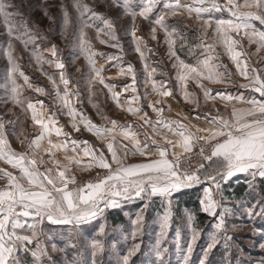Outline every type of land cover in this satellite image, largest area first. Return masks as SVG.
<instances>
[{
  "label": "snow or ice",
  "instance_id": "1",
  "mask_svg": "<svg viewBox=\"0 0 264 264\" xmlns=\"http://www.w3.org/2000/svg\"><path fill=\"white\" fill-rule=\"evenodd\" d=\"M59 7L61 15L58 22L56 17L48 13L47 8L44 14L53 24L58 23L62 37L71 35L73 60L81 55L85 57L88 65L86 84L90 94H95L91 92L92 87L99 83L108 90L118 107H125L120 100L122 93L114 91V84L106 83L102 74L106 69L104 65H97L94 59L96 53L86 32V29H95L97 39L103 32L115 41L110 46L121 48L122 51L116 34L115 20L97 11L86 0H72L71 7L75 11V19L64 3ZM108 7L120 10L116 20L122 15L131 18V29L129 31L126 28L125 35L131 36L135 51L140 54L141 59H144L142 45L147 49V44L143 36L137 35V17L149 21L152 25V40H157L158 29L163 31L168 55L175 57L172 66L177 69L175 78L186 102L197 108L200 106L199 99L187 87L189 80H192L201 89L205 102L219 99L225 107L231 104V111L227 115L219 110L215 114L204 113L205 126L192 132L180 121L166 119L162 115L164 109L149 101L148 107L157 114L155 120L151 119L140 106V96L137 94L126 98L127 110L151 127L153 135L145 132L144 139L140 140L139 133L133 130L131 124L125 126L116 120L108 121L111 127L96 125L73 106L72 97H79L80 93L77 85L69 86L66 65L59 55L57 45L52 43L50 47L41 49L35 42L38 38L47 40V36H38L28 27L12 0H0V20L5 26L7 36L6 41L0 44V55L7 60L0 87L13 104L21 106L26 112L30 110L33 124L39 125L38 134L27 145L28 150L18 152L11 147L8 138L11 134L19 139L15 127L17 121H5L0 117V160L19 171V175H15L0 168V181H5L3 186H0V264H57L49 254L46 243L52 241L53 236L45 233L41 227L45 221L52 225L71 226L68 238L70 241L74 236H79L81 229L91 225L92 221L98 217L103 218L106 210L120 207L122 203L133 199H140L145 201L144 208L131 219V230L122 236L125 243L132 241L126 251L121 255L119 241L113 239L109 242L105 239V226L101 224L88 244L91 252L90 262L83 261V264H97V256L108 252L119 257L116 264H130L131 258L141 250V243L136 240L143 234V211L148 208L152 198L159 197L164 205V212L158 214V235L163 236L171 222L173 193L204 184L207 186L203 187V195L199 199V211L213 217L215 221L212 224L213 232L209 234V240L199 261V264H207L208 254L221 239L225 242L226 251L229 248L228 241L232 240L227 234L226 220L235 212L233 208L221 203L226 199L223 195V184L238 173H246L252 177L249 189L255 191L256 178H264V70L250 68L240 39L233 36L236 34V37H239L243 33V38H246L249 44L257 45V51L264 49V0H108ZM185 13L189 17L194 15L200 22L201 41L197 46L203 47L206 55L203 59H197L195 64L186 63L177 54V42H181L182 48L185 36L180 28L167 21L169 16L175 17ZM225 13L227 18L224 17ZM254 22H258L261 27L258 28ZM209 29L215 41L213 44L204 42ZM51 30L55 32L54 28ZM14 40L20 41L25 48L32 44V57L38 64L47 63L60 70L59 83L51 76L49 80L53 84L55 98L61 104V111L67 110L73 131L79 132L82 124L85 130L106 140L110 156H106L103 150L95 149L86 140L72 138L71 133L64 131L63 125H59L56 113L46 115L43 101L33 103L29 100L25 107L22 85L17 83V75L23 78L28 88L33 85L18 63ZM101 43L108 41L101 40ZM217 43L223 46L224 52L235 63L239 74L249 81L240 87L253 93L250 98L243 94L232 96L227 90L213 89L203 83L231 82V74L227 72L226 66L215 62L220 55L215 51ZM45 52L50 53L53 59H47ZM113 59L119 60L116 56L107 55V60ZM144 68L148 72L144 83L150 82L154 93L171 97L173 90L166 87L167 81L152 79L157 69L153 67L149 70L147 63ZM221 68L224 71H221ZM120 72L132 77L131 84L125 85L124 90L130 89L132 93H137L133 65L128 64L126 72L121 67ZM35 90L45 92L40 87ZM254 94H258V97ZM147 95L148 93H145V97ZM130 101H136L137 105L133 107ZM236 102L244 106L237 107ZM160 103L162 101H156V104ZM37 104L41 107L37 108ZM6 125L12 127L9 129ZM53 134L57 139H53ZM169 134L175 139H169ZM155 135H161L162 140H156ZM117 137L128 140L131 147L120 144ZM20 142L23 144V141ZM197 146L199 162L193 166L187 154L192 153L193 148ZM57 153H62L63 159L58 158ZM137 155L142 159L128 162L129 157ZM84 157L90 158L84 167H96L104 171L87 182H78L73 166L80 167ZM241 204L242 215L250 221H254L256 217L264 220V201L257 200L255 204L250 205L242 201ZM187 219L191 238L183 253L185 264H188L194 243L199 237V230L192 226L195 213L187 211ZM232 227L239 226L233 224ZM250 230H257L255 224ZM159 245L158 239L155 246L158 257L162 255ZM68 246L75 247L74 244L66 245ZM51 249L58 250L56 243L51 244ZM29 256L31 259H28ZM70 264L81 262L73 260Z\"/></svg>",
  "mask_w": 264,
  "mask_h": 264
},
{
  "label": "rangeland",
  "instance_id": "2",
  "mask_svg": "<svg viewBox=\"0 0 264 264\" xmlns=\"http://www.w3.org/2000/svg\"><path fill=\"white\" fill-rule=\"evenodd\" d=\"M86 2L92 5L97 11L103 12L106 16L115 20L116 34L119 37V43L122 46V51L121 48H113L110 44L115 43V41H112L110 37L105 35L103 32L100 33V37L97 39L95 29H86L88 39L90 40L91 46L96 53L94 59L96 60L97 65L105 64V69H108V66L115 65V67H117L116 69L120 70L121 67H123L126 72L127 65L132 64L136 73V79L143 83L144 80L148 78V72L144 68V65L147 63L149 65V70L153 67L157 69L156 73L153 74V78L155 80H166L177 85L178 81L175 78L177 69L172 66L175 61V57H170L168 55V46L164 41L163 31L158 29L157 40H152L150 34L152 25L149 21L137 17L135 21L137 26V35L143 36L144 42L147 44V49L143 48L142 45L144 59H141L140 54L135 51V44L133 43L131 36L125 35V29H129V31L131 29V18L129 16L122 15L118 20H116L117 13L120 10L110 9L108 7V0H86ZM12 3L16 5V10L27 22L30 29L36 32L38 36L41 34L47 36V40H41L38 38L35 42L40 45L41 49L50 47L52 43L57 45L60 50L59 55L65 62L66 74L71 81V84L77 85L80 93V99L86 98V100L89 101L87 99L89 96L86 94L89 90L86 84L88 65L85 57L81 55L79 58L73 60V48L70 44L71 35L69 34L68 37H62L59 34L58 23L53 24L44 14V10L47 8L48 13L56 17L58 22L61 15L59 5L64 3L72 14L73 19H75V11L71 7L72 0H12ZM224 17L227 18V13L224 14ZM19 18L20 17H17V19ZM167 21L180 28L182 30V34L185 36V39L182 42L183 47L181 48L180 41H178L176 45L177 54L180 58L190 64H195L197 59H203L206 53L203 47L197 46L201 41V33L199 31L200 22L195 19V16L193 15L192 17H189L185 13L175 17L169 16L167 17ZM254 23H256L258 28L261 27L258 22ZM53 28L55 29V32L51 30ZM233 36L240 39V44L243 46V51L246 54V62L248 63V61H250L251 63L256 64L257 45L249 44L247 39L243 38V33H241L239 37H236V34H233ZM6 39V29L2 20H0V44H3ZM101 40H107L108 43H101ZM204 42L209 44L215 43L211 34V29H209ZM13 43L15 45L16 55L18 56V63L20 64L21 70L29 77V82L33 85L32 88H28L24 83L23 78L17 75V83L22 85V99L26 102L29 98L50 96L53 94L54 88L51 87L53 84L49 80V76L53 77V79L58 82L60 70L56 69L54 65H49L47 63L38 64L35 58L32 57V44H29L27 48H25L20 41L14 40ZM239 47L240 46H238V50ZM148 49H151V51H148ZM215 51L220 54L215 62L225 66L227 63H230L231 59L224 52L222 45L218 43L215 44ZM100 53H104L105 55L102 56ZM109 54L118 57L119 60H107V55ZM44 56L47 59H53L51 54L48 52H45ZM6 65V58L3 55H0V84L3 83ZM228 67L226 68L227 72L231 74L230 81L233 82L235 86L232 87L231 82H228L227 85L232 87L230 89L235 96L241 94L246 96L242 92L240 85L247 84L248 80H245L244 77L239 74L238 70ZM220 70L224 71V69ZM112 71L107 73L109 78L113 74ZM118 72V78L121 79L122 82L132 79L130 75H123L120 71ZM189 83L192 86L190 89L193 90V86H195V89L197 88L201 91L194 81L189 80ZM203 83L210 87H213V85H219L223 87V89L226 87L225 83H210L209 81H203ZM37 87L43 88L45 92H37L35 90ZM93 87H95V84ZM92 90L95 91V94L92 97H99L98 91L101 89L95 87L92 88ZM140 90L141 89L139 88V95H141ZM178 90L179 89L176 90L177 95L182 97L180 98L182 101L183 95L181 91L178 92ZM248 95L251 97L253 93L249 91ZM141 99H143L142 96H140L139 102L141 103L140 106L144 109V101ZM198 99L200 108L209 109L210 111L211 109H213L212 111L216 110L214 104L211 105L210 102H205L202 99V91L200 98ZM5 100H7L6 103L4 102ZM22 109L23 108L21 106L13 104L12 101L6 97L4 89L0 87V117H3V119H9L11 116L15 117L14 114L18 111L22 112ZM21 119L23 120V117H21ZM93 176L96 175L87 176L82 180V182H87V179ZM260 179V177H257L255 180V191H250L249 182L252 180V177L250 175L245 177L244 181L247 183L249 192L247 196L239 200H230L225 193V188H223V195L226 199L222 200L221 203L233 208L235 212L234 215L229 216L226 220L228 225L227 234L232 237V240L228 241L229 248L226 251L224 247L225 242L221 239L220 243L217 244V246L208 254L207 264H264V246H262L264 245V220L256 217L254 221H250L246 216L242 215L243 205L241 204L242 201L247 202L249 205L255 204L257 200L264 201V183L260 182ZM197 186L200 188L201 198L203 195L204 185H194L193 187ZM180 193L181 191L175 192L171 197V222L166 234L163 236L158 235L160 232L158 214H162L164 212V205H162L159 197L152 198L148 208L143 211L145 219L143 234L138 236L136 240V242L141 243V250L131 258L130 264H185L183 253L191 238L187 211L193 212V208L185 207L180 204L178 200ZM144 204L145 201L140 199L130 200L125 205L116 208L120 210L124 216V222L113 225L104 214L103 218L98 217L97 220L92 221L91 225L87 226L85 229H81L79 236H74L70 241L68 238L71 226L52 225L47 223L41 225L45 233L53 236L52 241L46 242L49 254L52 259L57 262V264H70L73 260H78L81 264H83V261L85 260L90 262L91 252L88 247L90 238L96 234V230L101 224H103L106 232L105 239L109 242L113 239L118 240V248L121 250L122 255L126 251V248L132 243L131 240L125 243L122 236L131 230L130 221L131 219H134L136 214L144 208ZM214 222V218L211 216H208V219L205 220L203 224H200L197 220L193 221L192 226L199 230V237L194 243L193 251L190 255L188 264H199V261L203 256V249L206 247L209 240V234L213 232L212 224ZM233 224L238 225L239 227L233 228ZM253 224L256 226V231L250 230L253 227ZM222 235L223 233H221V236ZM158 239L160 241L159 247L162 252V255L159 257L155 252L156 241ZM52 243H56L58 249L57 251H52ZM70 244H74L75 247H66V245ZM59 249H64V251H60ZM165 249L167 251H164ZM118 258L119 257L114 254L105 252V254L97 256L96 259L97 264H116V260ZM28 259H31V257L29 256Z\"/></svg>",
  "mask_w": 264,
  "mask_h": 264
},
{
  "label": "crops",
  "instance_id": "3",
  "mask_svg": "<svg viewBox=\"0 0 264 264\" xmlns=\"http://www.w3.org/2000/svg\"><path fill=\"white\" fill-rule=\"evenodd\" d=\"M256 55H257V63L253 64L250 61H248V65L250 66V68L254 67V68H257L260 70H264V49H260V51H257ZM103 65H104V67L106 66L105 64H103ZM108 67L109 68L106 69V71H104L102 74L106 78V83H112L116 86L114 91H118V92L122 93L120 100H121L122 104H125V107H118L116 102L111 98V94L108 92V90L106 88H104L103 85H100L99 83L95 84L96 88L101 89L98 91L99 97H92L93 95H91L89 91L88 92L86 91L87 96H89V97H87V99L89 101H87L86 98L80 99L79 97H75V96L72 97L73 106L77 110L82 112L86 117L90 118L91 121L93 123H95L96 125H104L107 127H111V125L108 123V121L109 120H116L119 122V124H122L125 126L128 124H131L133 130L136 131L137 133H139L138 138L140 140L144 139V133L145 132H147L149 135H153L151 127H149L148 125H145L143 123V120L140 119L139 116L133 115L132 113H130L127 110L126 98L131 97L133 95H137V94L139 95L138 89L140 88L141 89L140 90L141 95H139V96H142L143 99H141V100L144 101L143 103L145 106L143 111L147 112L148 116L151 119L155 120L157 114L155 112H153L151 108L148 107L149 101H151L153 104H155V106L162 107L164 109V111L162 112V115L166 119L180 121L181 123L188 126L189 130L192 132H196L197 128H201V127L205 126V120H204L203 114L206 112H211L213 109H211V111H210L209 109H202L200 107L197 108L195 105H193V104L190 105L191 103L186 102L184 100V98L181 101L180 98H182V97L178 96L177 92H176L177 89H179L178 92L180 91L179 82L177 83V85H175L174 83L167 81L168 83H167L166 87L171 88L173 90V94L171 97H162L158 93H154L152 91V85L150 82L148 84H145L144 82L142 83V82H139L138 80L136 83L137 93H132L130 89L128 91L124 90V86L130 85L132 79H129V80L122 82L121 79L118 78V74H119L118 71H120V70L116 69L117 67H115V65H111ZM226 67H228V68L232 67L233 69L237 70L235 63H233L232 60H230V63L226 64ZM221 69H223V68H221ZM111 71L113 72V74L109 78L107 73H109ZM152 79H154V78L152 77ZM157 81H162V80H157ZM163 81H166V80H163ZM244 82H246V81H244ZM247 82H249V81H247ZM58 83H59V81H58ZM227 83L228 82L225 83L226 87H224V89H223V87H221L219 85H213V87L212 86L211 87L213 89L227 90V92H229L232 96H235V94H233L232 90L230 89L233 86H235L234 83L231 82L232 87H229L227 85ZM69 86L70 87L72 86L71 81H70ZM51 87L53 88V85ZM60 87L62 90L63 85L61 84ZM95 87H92V88H95ZM187 87H188L189 91L194 93L197 98H200L201 91L199 89H197V88L195 89V86H193V90L190 89L192 86L189 82L187 84ZM91 92L95 93V91H93V90ZM242 92L246 95L245 96L246 98H250V96L248 95L249 90L242 88ZM145 93H148L147 97H145ZM256 96L258 97V95H256ZM202 99H203V96H202ZM29 100L33 103H35L36 101H43V109H44L46 115H51L52 113H56V118L58 120L59 125H63L64 131L70 132L72 138H76V139H80V140H86L95 149L103 150L106 156H110V154L107 152V148H106L107 141L106 140H102V139L98 138L96 135H94L93 133L88 132L87 130L84 129L82 124L80 125V131L79 132L73 131V129L71 127V117L66 114L67 113L66 109L61 111V104L55 98V90L53 91V94H51L50 96L33 97V98H29L27 101H29ZM85 100H86V103H85ZM158 100L162 101V103L156 104V101H158ZM27 101L25 102V107H26ZM207 102H210L211 105L212 104L215 105L216 110L212 111L211 112L212 114H215L216 111L219 110L221 113L227 115L231 111V104H229L228 107H225V104L223 102H221L219 99H217L216 101L209 100ZM130 103L132 104L133 107H135L137 105L136 101H130ZM139 104H141V103L139 102ZM110 105H112L113 107ZM236 106L242 107L244 105L240 104L239 102H236ZM40 107L41 106L39 104H37V108H40ZM14 115H15V117L11 116L9 119H4V120L5 121H9V120L17 121L15 127H16V132L19 135V139H17L16 135L9 134V137H8L9 142L11 144V147L14 150H16L18 152H25L28 150L27 145H28L29 141L31 139H33L38 134L39 125L33 124L32 120H31V111L30 110L26 112L23 108L22 112L18 111ZM21 117H23L24 121L21 119ZM6 127H8L10 129L12 127V125H6ZM164 131H166V130H164ZM168 138L173 139V140L175 139V137L172 136L171 134L168 135ZM53 139L54 140L57 139L54 134H53ZM117 139H118L120 144L129 145V147H131L128 140H125L121 137H117ZM155 139L160 141V140H162V136L161 135H155ZM20 141H23V144ZM57 155H58V158L63 159L62 153H57ZM89 159H90L89 157H84L83 163L80 167H76L75 165L73 166V170H74L75 175L77 176L78 182H82V180L85 179L87 176H90V175H96L97 176L98 174H100L104 171V170L96 168V167H93V168L84 167V165L87 163V161ZM140 159H142V158L137 155L134 157H129L128 162H134V161H137ZM0 168L7 169L8 171L13 172V174L19 175V171L17 169H13L11 167V165L7 164L3 160H0ZM247 176H249V175L246 173H238L235 176H233L232 178H230V180H232V179L245 180V177H247ZM4 183H5V181H0V186H3ZM205 185L206 184H204V186ZM182 190H184V189H181L180 191H182ZM127 202L122 203L121 206L125 205ZM112 209H116V208H112ZM112 209H108V210H112ZM108 210H106V212ZM45 223L50 224L47 221H45L44 224Z\"/></svg>",
  "mask_w": 264,
  "mask_h": 264
},
{
  "label": "trees",
  "instance_id": "4",
  "mask_svg": "<svg viewBox=\"0 0 264 264\" xmlns=\"http://www.w3.org/2000/svg\"><path fill=\"white\" fill-rule=\"evenodd\" d=\"M260 182L264 183V178H261ZM223 188H225V193L230 200H239L241 198H244L248 195L249 192L247 183L244 180L240 179H232L224 183ZM199 199V186L182 190L178 198L181 205L193 208V212L195 213V220H197L200 224H203L205 220L208 219V216L205 213L199 211ZM105 217L109 219L113 225L124 222V216L118 209L108 210L105 213Z\"/></svg>",
  "mask_w": 264,
  "mask_h": 264
},
{
  "label": "built area",
  "instance_id": "5",
  "mask_svg": "<svg viewBox=\"0 0 264 264\" xmlns=\"http://www.w3.org/2000/svg\"><path fill=\"white\" fill-rule=\"evenodd\" d=\"M198 153H199V147H195L193 149V152L190 153V154H187L190 158V163L195 166L198 162H199V156H198ZM96 176H93V177H89L87 180H90V179H93L95 178Z\"/></svg>",
  "mask_w": 264,
  "mask_h": 264
}]
</instances>
